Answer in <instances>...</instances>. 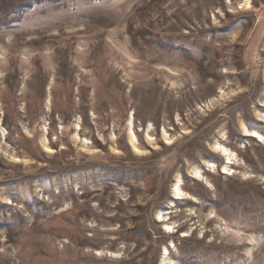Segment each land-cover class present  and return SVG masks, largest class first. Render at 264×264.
I'll return each instance as SVG.
<instances>
[{"label":"rangeland","instance_id":"rangeland-1","mask_svg":"<svg viewBox=\"0 0 264 264\" xmlns=\"http://www.w3.org/2000/svg\"><path fill=\"white\" fill-rule=\"evenodd\" d=\"M245 1L0 0V264H264Z\"/></svg>","mask_w":264,"mask_h":264},{"label":"bare ground","instance_id":"bare-ground-1","mask_svg":"<svg viewBox=\"0 0 264 264\" xmlns=\"http://www.w3.org/2000/svg\"><path fill=\"white\" fill-rule=\"evenodd\" d=\"M245 4L249 5L248 0L245 1ZM243 132H244V134L246 136H250L252 138H255L257 141H261V140L264 141V138L258 132L250 131V130L247 129L246 126H243ZM131 144H132L133 149L136 152H140V149L138 147V142H137L136 138H134V137L131 138ZM45 146H46L45 148H46L47 151L50 150V148H49V146H48V144L46 142H45ZM214 150H215L216 153L220 154L226 160V163H225V165L223 167V169H224L223 173L227 174L228 167H229L230 164H232L231 162H232V159H233L232 158L233 155L231 154V152L227 148L221 146L219 143L215 144ZM208 167H209V169H212V170L215 168L214 166H209V165H208ZM192 174H193V177L195 179H198V180L202 179V172L199 169H194L192 171ZM173 195H174V199H176V200H184L185 199V194L183 193V191L181 189V185H180L179 180L173 185ZM166 214L167 213H163V212L158 213L159 221H164ZM168 228H169V226H168ZM165 260H167V259H165Z\"/></svg>","mask_w":264,"mask_h":264}]
</instances>
